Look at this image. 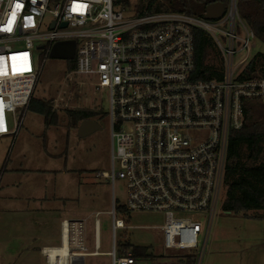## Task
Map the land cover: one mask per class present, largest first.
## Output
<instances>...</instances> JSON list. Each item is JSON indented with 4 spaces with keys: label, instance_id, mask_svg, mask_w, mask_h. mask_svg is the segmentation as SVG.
Segmentation results:
<instances>
[{
    "label": "built area",
    "instance_id": "2783aa9c",
    "mask_svg": "<svg viewBox=\"0 0 264 264\" xmlns=\"http://www.w3.org/2000/svg\"><path fill=\"white\" fill-rule=\"evenodd\" d=\"M130 6L124 16L121 9ZM193 27L203 29L218 50V76H197ZM254 38L236 0H228L215 19L172 11L138 14L132 0H0V137L20 127L40 55H49L56 41L74 40L68 73L108 96L111 168L96 176L110 178L112 188L119 178L127 189L125 204L112 203L108 212L111 264H200L224 186L228 135L243 124L242 101L264 98V76L246 74ZM124 210L162 214V247L173 253L155 255L153 262L117 247ZM186 213L206 215L204 232ZM74 224L63 220L62 235L68 238ZM164 257L174 262L158 263Z\"/></svg>",
    "mask_w": 264,
    "mask_h": 264
},
{
    "label": "rangeland",
    "instance_id": "374dc122",
    "mask_svg": "<svg viewBox=\"0 0 264 264\" xmlns=\"http://www.w3.org/2000/svg\"><path fill=\"white\" fill-rule=\"evenodd\" d=\"M131 9L132 6L121 10L126 16ZM48 20L45 16L42 27L45 28ZM253 40L251 52H264V44L256 38ZM21 46L22 42L16 43L17 48ZM211 53L214 58L209 63L218 62V50ZM72 61L40 55L39 76L20 127L14 135L0 137V264H38L35 256H29L28 248H23L33 232L28 230L30 219L23 213L30 204L26 195L47 197L49 204H54V195H61L63 198L58 204L63 205L64 217L84 219L85 235L91 240L97 219L99 251L111 249L108 212L112 203L125 204L127 189L119 178L114 179L112 188L110 178L96 176L97 172L109 173L111 168L108 96L104 92L93 93L82 84L86 79L69 74ZM47 107L50 112L46 115L43 109ZM73 108L92 109L91 118L99 128L80 135L79 123L71 126L65 114L67 109ZM241 154L244 158L243 147ZM224 199L225 186H222L200 264H264V219L244 216L242 212H227L223 207ZM184 216L199 222L200 233L204 232L205 214L186 213ZM118 217L124 220L125 228L115 232L117 247L125 242L145 247L152 255L173 253L162 247L159 232L162 214L124 210ZM85 260L111 264L106 254ZM173 260L174 257H164L158 263Z\"/></svg>",
    "mask_w": 264,
    "mask_h": 264
},
{
    "label": "trees",
    "instance_id": "16d2710c",
    "mask_svg": "<svg viewBox=\"0 0 264 264\" xmlns=\"http://www.w3.org/2000/svg\"><path fill=\"white\" fill-rule=\"evenodd\" d=\"M125 1L128 3L131 0ZM211 1L213 0H132L138 14L172 11L197 17H203L205 7ZM214 1H219L224 6L228 3V0ZM236 7L240 19L253 32L255 38L264 44V0H236ZM192 34L197 76L201 78L218 76L214 64H220V55L218 54V62L209 63L214 58L211 52L216 49L211 38L199 27H193ZM73 67L72 61L71 69ZM262 68L264 52L258 51L252 57L246 74L264 76ZM242 106L243 124L239 129L230 131L228 135L223 177L225 186L223 207L227 211L242 212L244 216L264 219V101L244 99ZM43 112L47 115L50 108L43 109ZM93 113L92 109L73 108L67 109L65 114L69 124L75 127L81 120L91 118ZM242 147L246 150L244 158L241 154ZM121 246L130 248L136 258H155L145 247L131 246L125 242Z\"/></svg>",
    "mask_w": 264,
    "mask_h": 264
},
{
    "label": "crops",
    "instance_id": "0c3cea01",
    "mask_svg": "<svg viewBox=\"0 0 264 264\" xmlns=\"http://www.w3.org/2000/svg\"><path fill=\"white\" fill-rule=\"evenodd\" d=\"M26 198L29 199L30 204L26 207L23 213L28 215L30 223L27 225L29 226L27 228H30L28 230L33 232L29 235L28 240H30V242L23 248H28L29 256H35L38 259V264H52L54 261L53 259L58 258L63 261L66 260L68 264H93L90 260L86 261V257H94L99 254L108 255L107 252L109 250L99 251L100 241L98 227L95 224L93 228V239L91 240L90 236L85 235L86 228L83 222L84 219L74 220L72 218L64 217L65 212L63 205L61 207L58 204L63 198L61 195L53 196V198L56 199L54 200V204L47 203L49 198H41L40 195H26ZM63 220L75 222L66 241L61 231V222ZM79 222L82 223L81 227L79 226ZM159 232L161 236V231ZM77 242L83 247L80 248L76 246ZM64 247L66 250L65 252L67 253L62 258L58 254L54 255V258H51L50 260L47 258L46 253L48 250ZM74 252L77 253L73 255L72 253ZM155 258L150 260H153L154 262Z\"/></svg>",
    "mask_w": 264,
    "mask_h": 264
},
{
    "label": "water",
    "instance_id": "95a60500",
    "mask_svg": "<svg viewBox=\"0 0 264 264\" xmlns=\"http://www.w3.org/2000/svg\"><path fill=\"white\" fill-rule=\"evenodd\" d=\"M224 12V4L219 1H211L209 2L203 14L205 19H215L220 17ZM53 23L51 24V26ZM62 27L66 25V22H61ZM74 46L75 42L72 39L67 40H59L54 42L52 45L49 56L64 58V59H72L74 55ZM99 128L98 124L92 118H85L79 122L78 131L80 135L88 134L92 131H95Z\"/></svg>",
    "mask_w": 264,
    "mask_h": 264
},
{
    "label": "bare ground",
    "instance_id": "6f19581e",
    "mask_svg": "<svg viewBox=\"0 0 264 264\" xmlns=\"http://www.w3.org/2000/svg\"><path fill=\"white\" fill-rule=\"evenodd\" d=\"M64 239L66 241V239H67V235L66 234H64ZM65 251H66L65 250V247L64 248H53L50 251V254L49 255H50L51 258H54V255H57L58 254L62 258L67 253Z\"/></svg>",
    "mask_w": 264,
    "mask_h": 264
}]
</instances>
